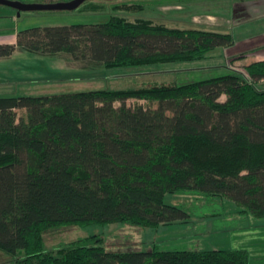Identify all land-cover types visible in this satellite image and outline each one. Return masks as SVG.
Here are the masks:
<instances>
[{"label":"trees","instance_id":"1","mask_svg":"<svg viewBox=\"0 0 264 264\" xmlns=\"http://www.w3.org/2000/svg\"><path fill=\"white\" fill-rule=\"evenodd\" d=\"M119 1L90 4L111 9L104 23L20 31L16 43L0 44V59L65 54L89 71H138L202 61L234 43L216 30L117 14L189 0ZM242 70L176 85L0 97V250L16 264H249L243 249L109 251L95 235L52 250L44 242L63 226L186 223L190 212L166 195L226 199L264 219V61Z\"/></svg>","mask_w":264,"mask_h":264},{"label":"rangeland","instance_id":"2","mask_svg":"<svg viewBox=\"0 0 264 264\" xmlns=\"http://www.w3.org/2000/svg\"><path fill=\"white\" fill-rule=\"evenodd\" d=\"M14 1L47 4L71 0ZM95 2L110 5L120 1L89 0L72 11L20 13L0 5V44L16 43L17 34L27 29L94 25L108 21L113 15L111 9L92 10L89 6ZM117 14L131 19H151L185 29L198 27L216 30L231 34L234 43L229 48H216L202 61L169 67H143L138 71H89L82 67L81 62L65 54L44 57L15 53L9 59H0V97L123 90L159 83L176 85L224 75L230 71V67L243 71V67L256 62L253 59L264 61V0H189L187 3L150 5L141 13L120 11ZM233 54L237 57H232ZM136 104L149 106L144 101H128V105ZM152 107L156 108V104ZM17 112L19 116L24 114V111ZM165 202L181 204L190 212V219L186 223L156 229L127 224L63 226L45 232L46 248L52 250L95 235L102 239L103 246L109 251L243 249L249 253V264H264V219L243 213L226 199L206 201L182 194L166 195ZM16 259V256L0 250V264H16Z\"/></svg>","mask_w":264,"mask_h":264},{"label":"water","instance_id":"3","mask_svg":"<svg viewBox=\"0 0 264 264\" xmlns=\"http://www.w3.org/2000/svg\"><path fill=\"white\" fill-rule=\"evenodd\" d=\"M88 0H71L64 3H47V4H24L14 0H0V5L7 6L20 12L33 11H54L67 10L72 11L78 9L83 3Z\"/></svg>","mask_w":264,"mask_h":264},{"label":"crops","instance_id":"4","mask_svg":"<svg viewBox=\"0 0 264 264\" xmlns=\"http://www.w3.org/2000/svg\"><path fill=\"white\" fill-rule=\"evenodd\" d=\"M234 13H235V11H234ZM229 15H230V13H229ZM229 15H228V17H229ZM229 18H230V17H229ZM14 43H15V41H14ZM11 44H12V43H11ZM16 53H21V52H16ZM14 54H15V53H14ZM14 54H13V55H14ZM25 54H26V53H25ZM259 55H260V54H258V55H256V56H259ZM261 55H262V54H261ZM232 57H237V56H236L235 54H233ZM252 61H257V60H254V59H253Z\"/></svg>","mask_w":264,"mask_h":264}]
</instances>
